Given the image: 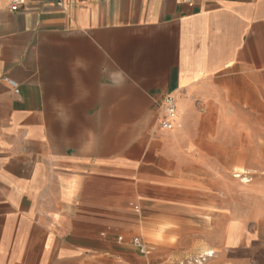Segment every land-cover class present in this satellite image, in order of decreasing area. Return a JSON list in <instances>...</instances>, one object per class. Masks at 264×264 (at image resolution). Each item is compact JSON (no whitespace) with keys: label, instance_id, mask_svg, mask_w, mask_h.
I'll use <instances>...</instances> for the list:
<instances>
[{"label":"crops","instance_id":"obj_1","mask_svg":"<svg viewBox=\"0 0 264 264\" xmlns=\"http://www.w3.org/2000/svg\"><path fill=\"white\" fill-rule=\"evenodd\" d=\"M11 3L0 0V264H128L130 255L143 263L113 243L130 208L141 209L109 188L138 179L140 166L139 153L123 148L128 138L112 131L126 130L129 115L159 121L171 94L174 129L155 124L134 141H193L196 154L195 141L212 138L205 123H214L216 141H258L264 0H23L15 11ZM119 71L125 78L114 86ZM227 114L251 137L227 131ZM111 141H124L116 155ZM215 180L210 201L208 186L198 198L172 189L182 228L173 242L144 244L154 264H264V196L225 202L223 175ZM197 215L214 216L215 226L193 232Z\"/></svg>","mask_w":264,"mask_h":264},{"label":"rangeland","instance_id":"obj_2","mask_svg":"<svg viewBox=\"0 0 264 264\" xmlns=\"http://www.w3.org/2000/svg\"><path fill=\"white\" fill-rule=\"evenodd\" d=\"M229 101L231 104L235 101L236 106L241 105L236 100ZM251 102L255 105H260V99H252ZM251 118H257L258 114L248 115ZM157 114L149 115H129L127 122L128 128L125 130L112 131V138L118 139L127 137V149L129 157L131 153L135 155L139 153L140 166L138 167L139 178L128 177L120 179L121 184H112L109 188L112 190L113 196H121L123 203L127 205H138L141 209L137 215L130 208L128 214L132 215L127 224L116 226L112 237L115 244L124 247L125 250L133 252L140 258H143V263L137 261L135 257H128V264H154L151 258V253L144 254L138 251L133 244L134 237H139L141 241L151 249L156 242L171 241L176 239L174 230L181 229L182 226L175 222L171 208V191L173 188L187 191L189 197H199L196 191L200 187H211V192L207 194L208 201L214 199L215 175H223L225 202H230L232 195L240 197V202L247 203L249 196L250 205H255L258 200L264 196V121L257 120L256 128L258 133V141H216V129L214 123H205L202 127V133H208V141H195L194 154L193 141H134L147 136L148 128L153 125L160 127V121L156 120ZM228 126H234L235 134L244 130L246 135L251 137L252 130L249 127L243 126V122L238 123L236 115H224ZM239 126H235L236 124ZM216 126V125H215ZM143 127V128H142ZM96 135L103 133L101 130H96ZM111 154L119 153V144L124 141H111ZM157 143V148H156ZM182 143V145H180ZM151 152H148L151 150ZM156 149L160 154H156ZM192 150V151H190ZM175 171L183 170L181 173ZM241 169L246 170L244 173H238ZM208 171L206 173L205 171ZM135 172V171H134ZM242 176H236V175ZM174 180L178 181L174 184ZM219 182V179H218ZM180 195H183L180 194ZM210 207V206H209ZM211 207H214L211 206ZM214 210V208H212ZM256 217L260 216V212H255ZM193 217L191 229L193 232L199 231L207 224L210 229L215 226L214 216ZM212 219V220H211ZM232 227L228 226L231 232ZM122 235L123 240L119 242L118 236ZM95 264H108V261L103 258H96Z\"/></svg>","mask_w":264,"mask_h":264},{"label":"built area","instance_id":"obj_3","mask_svg":"<svg viewBox=\"0 0 264 264\" xmlns=\"http://www.w3.org/2000/svg\"><path fill=\"white\" fill-rule=\"evenodd\" d=\"M181 1L192 3L194 0H181ZM22 4H23V0H12L11 9L14 11L18 10ZM7 81L12 87L18 86V83L13 79L7 78ZM176 111H177V104L175 97L171 94L166 95V97L164 98L163 106L160 111V118H159L160 126L163 129L171 130L174 128ZM119 240L122 241L123 237L120 236ZM132 242L137 247L139 252L146 253L145 245L139 237H134Z\"/></svg>","mask_w":264,"mask_h":264},{"label":"clouds","instance_id":"obj_4","mask_svg":"<svg viewBox=\"0 0 264 264\" xmlns=\"http://www.w3.org/2000/svg\"><path fill=\"white\" fill-rule=\"evenodd\" d=\"M79 63V62H77ZM125 78V73L123 71L115 72L112 74V83L114 86H119L123 83ZM54 99V98H53Z\"/></svg>","mask_w":264,"mask_h":264},{"label":"bare ground","instance_id":"obj_5","mask_svg":"<svg viewBox=\"0 0 264 264\" xmlns=\"http://www.w3.org/2000/svg\"><path fill=\"white\" fill-rule=\"evenodd\" d=\"M178 117H179V108H177V111H176V114H175V124H177V120H178ZM174 129V128H173ZM246 170L244 169H241L240 171H238L237 174L239 173H244ZM236 176H242L241 174L240 175H236ZM214 251H212V249L208 250L206 253V255H209L211 253H213Z\"/></svg>","mask_w":264,"mask_h":264}]
</instances>
